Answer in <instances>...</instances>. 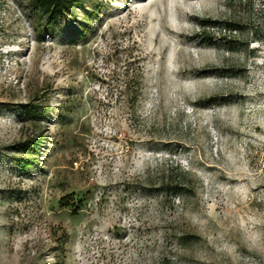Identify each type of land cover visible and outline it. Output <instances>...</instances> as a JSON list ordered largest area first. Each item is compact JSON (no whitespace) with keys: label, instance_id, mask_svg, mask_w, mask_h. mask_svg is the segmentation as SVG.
<instances>
[{"label":"rangeland","instance_id":"obj_1","mask_svg":"<svg viewBox=\"0 0 264 264\" xmlns=\"http://www.w3.org/2000/svg\"><path fill=\"white\" fill-rule=\"evenodd\" d=\"M0 264H264V0H0Z\"/></svg>","mask_w":264,"mask_h":264},{"label":"trees","instance_id":"obj_2","mask_svg":"<svg viewBox=\"0 0 264 264\" xmlns=\"http://www.w3.org/2000/svg\"><path fill=\"white\" fill-rule=\"evenodd\" d=\"M86 1L87 0H30L33 8L45 17L46 27L56 26L59 20L64 15L73 12L77 8L82 7ZM202 26L213 27L214 25L211 23ZM34 111V107L29 108V112L33 113ZM37 143H39V141L26 142V144H29L31 146L37 145ZM19 161L20 163H22L23 167H26V165L31 164V162L28 161L27 158H21ZM163 189L164 191L171 190L174 194H180L186 188L181 184H174L168 186L166 185L165 187H163Z\"/></svg>","mask_w":264,"mask_h":264},{"label":"bare ground","instance_id":"obj_3","mask_svg":"<svg viewBox=\"0 0 264 264\" xmlns=\"http://www.w3.org/2000/svg\"><path fill=\"white\" fill-rule=\"evenodd\" d=\"M183 12V11H182Z\"/></svg>","mask_w":264,"mask_h":264}]
</instances>
